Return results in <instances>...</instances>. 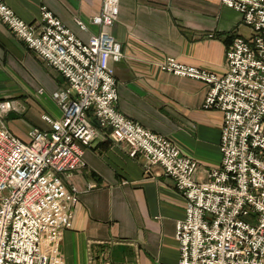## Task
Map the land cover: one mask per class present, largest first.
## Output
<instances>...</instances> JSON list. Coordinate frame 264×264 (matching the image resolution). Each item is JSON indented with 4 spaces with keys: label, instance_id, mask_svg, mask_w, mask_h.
<instances>
[{
    "label": "built area",
    "instance_id": "obj_1",
    "mask_svg": "<svg viewBox=\"0 0 264 264\" xmlns=\"http://www.w3.org/2000/svg\"><path fill=\"white\" fill-rule=\"evenodd\" d=\"M221 2L239 12L251 32L235 36L227 48L225 74L172 57L160 64L161 71L204 83L203 107L223 115L221 163L198 181L196 160L117 108L112 62L122 52L106 30L113 24L110 0L91 18L99 32L86 41L46 6L39 23H27L0 0V21L65 80L52 93L62 116L42 115L48 128L30 129L26 142L6 121L23 104L0 101V264H63V232L79 201L64 179L85 167L81 147H90L100 130L126 144L131 157L141 154L145 174L159 166L185 198V216L175 223L177 264H264V0ZM76 24L86 29L80 20Z\"/></svg>",
    "mask_w": 264,
    "mask_h": 264
},
{
    "label": "crops",
    "instance_id": "obj_2",
    "mask_svg": "<svg viewBox=\"0 0 264 264\" xmlns=\"http://www.w3.org/2000/svg\"><path fill=\"white\" fill-rule=\"evenodd\" d=\"M3 1L27 23H39L41 7L46 6L83 41L99 32L91 18L100 13L103 0ZM110 2L113 24L106 30L122 52V58L112 62L119 112L196 160L195 179L204 181L208 170L221 163L223 115L203 107L204 83L161 71L160 64L172 57L224 75L227 48L235 36L249 37L250 29L240 13L221 0ZM64 86L63 77L0 21V101L23 104L25 119L18 120L20 124L47 129L42 115L59 119L62 113L52 93ZM14 117L9 116L10 122ZM10 130L20 139L28 136L16 125ZM81 148L85 167L64 179L77 189L79 201L71 228L63 232V264H177L175 223L184 218L186 201L173 179L159 166L145 174L144 157H131L128 146L112 141L108 130H100L90 147Z\"/></svg>",
    "mask_w": 264,
    "mask_h": 264
},
{
    "label": "rangeland",
    "instance_id": "obj_3",
    "mask_svg": "<svg viewBox=\"0 0 264 264\" xmlns=\"http://www.w3.org/2000/svg\"><path fill=\"white\" fill-rule=\"evenodd\" d=\"M2 101V100H1ZM11 114H14V119L16 120V121H13V122H10L11 120H10V118H9V116L11 115ZM14 119H12V120H14ZM25 119V117H24V108H23V111H17V110H10L8 113H7V117H6V121H7V123H8V121H9V127L11 128V129H13V125H16V127H18V128H20L22 131H24L25 133H27L28 134V132L30 131V129H32V128H38V127H36V126H32V127H29L28 126V128H26L24 125H22V124H20V122L18 121V120H24ZM27 130H28V132H27ZM28 136H26V134H25V137L24 138H22V140L23 141H27L28 140V138H27Z\"/></svg>",
    "mask_w": 264,
    "mask_h": 264
},
{
    "label": "bare ground",
    "instance_id": "obj_4",
    "mask_svg": "<svg viewBox=\"0 0 264 264\" xmlns=\"http://www.w3.org/2000/svg\"><path fill=\"white\" fill-rule=\"evenodd\" d=\"M10 129V128H9ZM12 132V131H11ZM13 133V132H12ZM14 134V133H13ZM15 135V134H14ZM16 136V135H15ZM20 139V138H19Z\"/></svg>",
    "mask_w": 264,
    "mask_h": 264
}]
</instances>
